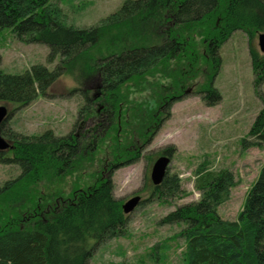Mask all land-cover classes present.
Masks as SVG:
<instances>
[{
    "label": "trees",
    "instance_id": "16d2710c",
    "mask_svg": "<svg viewBox=\"0 0 264 264\" xmlns=\"http://www.w3.org/2000/svg\"><path fill=\"white\" fill-rule=\"evenodd\" d=\"M51 1L0 0V30L9 28L27 44L47 45L49 62L60 57L53 69L33 64L21 73H8L0 68V102L17 104L9 119L15 109L46 95L61 75H73L83 84L98 74L100 85L95 93L88 94L84 86L72 93L80 92L84 99L78 119L105 116L110 123L92 148L95 153L103 145L108 148L99 161L110 164V170L106 179L78 184L65 196L39 199L35 188L40 181L60 179L72 164H80L82 154L87 158L91 152L84 151L74 133L57 136L48 129L29 136L11 127L3 129L6 120L0 134L11 140L12 147L7 149L10 154L0 151V163L17 164L21 171L0 185V264H88L98 244L124 235L127 218L121 200L113 194L111 172L140 158L162 123L157 107L160 114L168 115L172 103L181 98L176 93L188 78L193 82L197 71L198 56L191 52L189 37L166 33L151 38L168 15L178 29L190 27L203 36L212 73L198 92L207 106L220 97L211 83L220 68V47L235 31L248 34L255 91L262 105L241 146H264V95L260 92L264 55L251 41L255 31H264V0H124L116 11L89 27L63 25ZM169 65L171 72L166 74L172 75L171 89L160 88L148 101L129 98L130 89L148 84L145 76ZM106 138H111L110 143ZM172 150L167 147L148 158L154 162ZM209 163L204 159L194 170L199 199L176 206L159 224L182 225L172 238L184 240L183 264H264V165L237 218L227 220L217 208L229 199L235 175L227 167L213 169ZM148 180L152 195L163 202L181 196L176 174L167 172L159 185ZM160 246L164 247L158 243L154 248Z\"/></svg>",
    "mask_w": 264,
    "mask_h": 264
},
{
    "label": "rangeland",
    "instance_id": "374dc122",
    "mask_svg": "<svg viewBox=\"0 0 264 264\" xmlns=\"http://www.w3.org/2000/svg\"><path fill=\"white\" fill-rule=\"evenodd\" d=\"M123 2L124 0H52L51 4L58 10V18L63 25L89 27L116 11ZM199 32L190 27L178 29L168 15L164 18L161 30L151 37L159 38L166 33L174 34L175 37H179V34L183 38L189 37L191 52L198 56L197 71L193 82L187 81L190 80L188 78L183 83L181 92L176 93L181 94V98L172 103L168 115L160 114L161 109L157 107V115L162 117V123L150 142L142 148L140 158L134 163L117 166L110 171L113 194L121 200L122 205L135 196H139L142 201L132 211L124 213L127 218L124 235L98 244L88 264H183L184 240L172 238L182 225H161L159 221L176 206L199 199L200 193L194 188V170L197 165L207 159L213 169L227 167L233 171L235 186L231 189L229 199L217 208L219 216L227 220L237 218L250 185L264 165V146L245 149L241 146L242 139L247 137L262 105L255 91V73L251 64L248 34L235 31L220 47V68L211 81L220 97L216 104L207 106L198 91L210 78L212 68L203 36ZM263 32L255 31L251 41L264 55L258 45L259 34ZM48 54L47 45L27 44L18 40L9 28L0 30V68L5 72L21 73L33 64H43L53 69L60 57L49 62ZM170 67L171 65L166 70L154 71L152 75L145 76L144 80L148 84L140 86V89H130L129 98L136 102L148 101L152 100L160 88L165 87L166 92V88L171 89L172 75L166 74L171 72ZM84 81L81 84L73 75H61L49 87L46 95H39L30 104L15 109L4 125L3 129L11 127L29 136L40 135L48 129L57 136L70 132L79 134L84 151L91 152L87 158L82 154L78 160L80 164L73 162V167L64 171L60 179L44 178L40 181L35 188V196L39 199L47 197L51 201L58 196L67 195L78 184L82 186L107 178L110 164L99 161V158H104L108 148L103 145L97 153L92 148L99 144V139L105 135V129L110 123L105 116L91 115L84 120L78 119V110L84 99L80 92L72 93L74 88L84 86L89 90L88 94L92 95L100 85V76L93 74ZM161 92L164 93V90ZM260 92L264 95V82L260 86ZM0 105H5L8 112L17 106L12 102H0ZM5 138L11 145V140ZM104 141L110 143L111 138ZM171 146L173 150L168 173L178 176L182 192L181 196L163 202L150 191L148 179L153 162L148 155ZM7 152L10 154L9 150ZM20 171L17 164L0 163V185L15 178ZM158 243L164 247L155 249Z\"/></svg>",
    "mask_w": 264,
    "mask_h": 264
},
{
    "label": "water",
    "instance_id": "95a60500",
    "mask_svg": "<svg viewBox=\"0 0 264 264\" xmlns=\"http://www.w3.org/2000/svg\"><path fill=\"white\" fill-rule=\"evenodd\" d=\"M258 45L260 51L264 53V32L259 34ZM9 112L5 105H0V128L2 124L7 120ZM10 148V144L7 140L0 134V151H5ZM172 153L163 154L158 156L153 162L150 179L154 185H159L164 179L165 175L168 172L169 163H171ZM139 196H135L122 205V210L124 213H129L132 211L136 205L139 203Z\"/></svg>",
    "mask_w": 264,
    "mask_h": 264
},
{
    "label": "flooded vegetation",
    "instance_id": "af4514ba",
    "mask_svg": "<svg viewBox=\"0 0 264 264\" xmlns=\"http://www.w3.org/2000/svg\"><path fill=\"white\" fill-rule=\"evenodd\" d=\"M76 136H77V139L79 140V138H80V135L78 134H76ZM5 138V137H4ZM6 139V138H5ZM79 142V144L81 145V141H78ZM12 147V145H10V148ZM9 149V148H8ZM6 151V150H5ZM142 200L141 199H139V202H141Z\"/></svg>",
    "mask_w": 264,
    "mask_h": 264
}]
</instances>
